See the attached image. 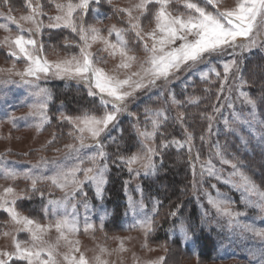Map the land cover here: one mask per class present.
<instances>
[{
	"label": "snow or ice",
	"instance_id": "snow-or-ice-1",
	"mask_svg": "<svg viewBox=\"0 0 264 264\" xmlns=\"http://www.w3.org/2000/svg\"><path fill=\"white\" fill-rule=\"evenodd\" d=\"M48 2L55 7L57 14L48 16L49 23L45 24L43 17L47 13L44 11L42 0H25L28 13L19 18L12 15L16 9L12 6L11 0H0V7L7 9L6 12L0 11V16H4L17 27V32L13 35L8 23H0V29L7 33L0 39V46L6 47L7 55L12 58L10 67L0 68V74H6L7 77L0 79V83H13L15 81L12 77L16 76L20 83L35 89L32 94L36 97V102L30 105L27 115L38 117V132L46 123H50L47 109L52 99L49 90L40 87L39 81L42 78L46 80L53 77L83 84L87 88L88 96L99 97L100 104L98 109L82 110L76 115L60 113L59 119L70 125L68 136L74 141L64 145L63 161L49 162L45 157H41L36 164L26 170L10 167L7 162L0 165V178L13 182L9 186L0 187V212L7 216L6 220H0V235L11 237L13 249L0 250V264H117L116 260L108 259L113 255L117 256L119 264H123L121 254L129 251L125 247V240L131 239L130 237H112L119 241L117 247L113 249L98 244V251L91 258L86 251L81 250L80 241L75 238L81 229L84 233L96 231V226L90 222L87 214L81 225L76 205L72 201L77 193H83L85 184L89 183L95 187L97 198H103L109 164L108 153L104 150L101 137L110 131V127L118 126L120 115L125 113L129 116L135 115L128 110V103L130 99L136 98L137 92L157 87L158 81L167 84L179 78L176 73L182 70L191 71L197 65L204 64L206 70L199 71L200 79L210 85L215 82L214 74L216 80L220 81L217 101H220L226 87L228 93L223 96L224 103L214 104L212 113L203 114V118L209 122V133L212 131L213 121L222 113V109L225 106L233 108L232 94L235 92V99L249 107L250 119H241L240 114L233 109L232 123L247 124L249 128L259 125L261 131L256 139L258 146L264 148V120L257 118L261 105H264V78L258 81L257 76L264 77V65L258 66L259 73L253 72L251 77L246 75L244 70L245 53L250 55L255 51L264 53V0H234L231 7L223 9L221 5L224 0H136L135 3H129L128 7L112 8V15L117 16L123 26L110 25L106 29L107 35H104L95 24H88L85 16L91 11L95 13L97 22H100L103 15L100 12L101 4L111 6L112 0H48ZM173 4L182 5L184 11L173 8ZM149 17L154 27L150 31H145L141 21ZM21 22L31 24L32 27L25 28ZM44 28H69L78 37V41L69 42L65 38V46L68 48L74 45L79 52L68 53L61 59L49 61L45 54L44 42L37 39L42 35ZM129 33L134 34L132 42ZM113 36L115 39H111ZM96 43L103 45L100 52L107 53L112 58L119 57V62L111 71L100 66L107 63V60L90 50ZM137 48L145 53L142 61L133 54ZM225 56L232 58L223 61L221 77V72L212 63V59ZM20 60L25 62L22 71L16 68V62ZM134 65L136 70L132 71ZM122 71L125 73L123 78L120 76ZM254 86L259 88L258 96H253L250 91ZM208 91L210 88H205V92ZM200 99L198 96H189L186 100H179L175 94L169 92V100L165 101V104L170 103L182 109L186 104H198ZM169 112V108L164 106L145 108V125L141 127L139 122L133 125L140 145L139 150L129 155L118 154L116 157L129 173L136 175L140 172L155 173L157 170L155 157L161 156L162 163L161 150L169 146L177 148L187 146L191 153L194 137L187 127L184 128L183 141L164 138L161 129L170 118L182 126L186 120L184 111H179L175 117H170ZM17 119L27 117L10 116L9 122L13 127L16 126ZM224 123L227 130L235 131L228 118H224ZM158 135L161 141L157 146ZM56 139V134L53 133L48 144H52ZM111 139L115 142V137ZM200 139L204 140L205 137L201 136ZM243 143L247 145L248 141L243 140ZM91 147H95L96 150L89 154L85 149ZM214 147L215 155L220 158V162L232 168L230 177H238L237 180L229 178L224 182L241 191V201L246 209L254 208L264 213V187L253 179V175L249 174L250 170L246 169L242 160L236 157L228 158L219 142ZM56 151L59 152L61 149L57 148ZM8 154L10 150L0 154V161H6ZM196 160L199 161L198 153ZM49 163L55 165L50 169V174L42 172ZM200 167L201 183L205 174L221 179L210 159L201 163ZM18 179L28 181V187L18 189L15 185ZM42 183H48L52 188L62 191L64 196L60 199L50 198L51 193L46 195L38 186ZM193 189L195 194V181ZM37 194L42 201L41 212L46 221L43 223L40 217L26 215L21 209L22 201L31 200ZM205 195L217 213L228 218L231 231L239 229L241 235L250 234V239L260 241L258 247L250 250V254L253 260H258V264H264V227H256L254 223L246 222V219L242 222L241 218H246L247 213L235 210L233 208L235 201L230 198L222 197L219 193L215 198L207 192ZM158 203L153 204L149 213L143 200L133 201L129 198V211L134 217V222L127 230L142 231L145 237L142 247L148 251L153 250L149 248L147 241L155 231ZM83 206L87 213L88 203L83 202ZM69 207L72 209L71 213L68 211ZM169 215L176 216L177 211H172ZM99 227L100 231L104 230V216L100 217ZM53 231L56 233L55 238L51 237ZM179 231L186 246H196L198 237L194 228L185 226L182 222ZM21 233L26 234L27 238H20ZM105 236L107 238V234ZM132 258L133 264H165L166 261L165 256L141 261L135 253L132 254Z\"/></svg>",
	"mask_w": 264,
	"mask_h": 264
},
{
	"label": "rangeland",
	"instance_id": "rangeland-1",
	"mask_svg": "<svg viewBox=\"0 0 264 264\" xmlns=\"http://www.w3.org/2000/svg\"><path fill=\"white\" fill-rule=\"evenodd\" d=\"M44 4V11L47 13L46 16L43 17L44 23H49L48 16H54L57 14L55 7L48 2V0H42ZM136 0H112V5L109 6L106 3L101 4L100 12L103 14L100 18V22H97L95 13L89 12L85 16V20L88 24H95L97 28H100L103 31L104 35H107L106 29L112 25L117 24L118 26H123L121 20L117 17L112 15V8L113 7H128L129 3H135ZM234 3V0H224V3L221 5V8L231 7ZM12 6L16 9L12 15L19 18L22 15H26L28 13V9L25 7V0H11ZM151 7V6H150ZM173 8L179 9L180 11H184L182 5L180 4H173ZM0 11L6 12L7 9L0 7ZM108 17H111L110 19ZM126 20L127 18L124 17ZM0 23H8L12 34H16L17 27L11 22L7 21L4 16H0ZM25 28L32 27L31 24L24 23ZM144 30L150 31L154 27V23L151 21V18H145L141 21ZM63 30L62 33L71 32L75 35L69 28H57V29H48L44 28L42 35L38 36L37 39L42 40L45 45V54L49 61H56L58 59L63 58L68 53H78L79 49L74 47L65 46L64 38L61 40V44H55L52 42V38L50 39L49 35L51 33ZM7 33L0 29V39H2ZM27 35V33H25ZM134 34L130 33L129 38L130 42H132L131 38ZM73 37V36H72ZM111 39H115L113 36ZM69 41V38L67 39ZM72 41H78V37H74L71 39ZM70 42V41H69ZM151 41H149V44ZM63 45L65 46L63 48ZM103 47L102 44L96 43L93 44L92 48L90 49L93 53H99L100 56L104 57L107 60V63H102L100 66L104 67L107 71H111L115 65L119 62V57L112 58L107 55V53L100 52L99 50ZM139 60L142 61L145 58V53L140 49L137 48L133 53ZM264 55V53H262ZM245 57L250 55L248 53L244 54ZM231 56H225L222 58H213L212 63L216 66L217 70L221 72V77H223V67L222 63L225 60L231 59ZM139 63V61L137 62ZM12 65V58L7 55V48L0 46V68H7ZM25 67V62L20 60L16 62V68L18 70H23ZM132 71L136 70V66L131 69ZM206 70V65L200 64L197 65L195 69L191 71L182 70L176 75L179 77L178 79L171 80L169 83L164 84L163 81L157 82V87L152 88L150 90H141L136 93L135 99H130L128 103V110L132 113L134 112V117L129 116L127 117L133 119L134 124L139 122L140 126L143 127L146 123L145 121V108H158L161 106L168 107L171 113L179 112L178 108L170 103L165 104V101L169 100V92L174 94L173 84H177L180 88L185 89L186 86L193 84L196 80H201L199 76V71ZM124 72L120 73L121 78L124 76ZM213 77L214 74H213ZM6 74H0V79H5ZM12 80L15 81L13 83H0V154L6 153L10 150V154L6 156V161H0V165L7 162L10 167L17 168L19 170H26L31 168L33 164H36L41 157H45L49 162L51 161H63L65 150L64 145L66 143H72L70 138L65 140L63 143H56L54 141L52 144H48V141L52 140L53 133L56 132L53 130L48 129V125L50 123H46L41 131H37V124L39 123L38 117H29L27 114L30 111V105L36 102V97L32 94L34 92V88L30 85L22 84L19 82V78L16 76L12 77ZM54 80H62L50 77L48 79H41L39 81L40 87L46 88L52 95V99L49 102L47 114L50 117L51 122V106L53 102V93L51 89V83ZM229 84H231V79H229ZM227 87L225 88V92L221 96V99L218 103H224L223 96H226ZM233 108L224 107L222 109V113L216 116L215 121L213 122L212 131L208 133L209 138L207 137V146H208V154L207 157L203 160L196 161L194 175H195V183L196 189L194 198L198 204L199 211L202 215V226L204 229L209 231H214L217 241V253L211 262H204L198 259V245L193 247L191 245H185L183 242V237L179 231L180 225L174 227L170 231V237L178 236L181 240V245L183 248H188L191 252L190 254L193 257H190L189 254L179 253L172 254L169 258V250L165 251V246L161 244L151 243L148 237V246L149 248L153 249L152 251H148L144 249L142 245L145 242V237L142 231L140 230H131L126 232L114 231L113 229H105V224L107 219L110 218L111 212L107 208L104 202V194L105 188L108 183L107 173H106V180L107 183L104 185V194L103 198H97L95 194V187L92 184H85L83 188V193H77L75 199L72 201L73 204L76 205V212L78 214V219L83 224L84 216L87 214L89 216L90 222L96 226V231L92 232L89 231L88 233H84L81 229V232L78 234L77 239L80 241V247L82 251H86L88 257H92L95 252L98 251L97 245H104L109 249L116 248L119 241L112 239V237H130L131 239L125 240V247L129 249V251L124 252L122 255L123 257V264H133L132 254L135 253L141 261L156 259L160 256H165L166 261L165 264H258V260H253L250 254L251 249H255L259 246L260 241L250 239V234L241 235L239 229L235 231H231L228 225V218L226 216L220 215L217 213L216 209L209 203L207 195L205 192L211 194L214 198L219 193L222 197H228L232 201H235L233 208L235 210L244 211L247 213L246 218H241L242 222L245 221L249 223H254L256 227H264V213H261L258 209L248 208L246 209L244 204L241 201V191L237 188L233 187L229 183H225L226 179L237 180L238 177H230V173L232 172V168L230 165L222 164L220 162V158L215 155V145L217 144V135L224 134L228 136L229 134L236 136L239 140V145L237 148V152L239 151H247L251 152L252 150H258L264 152V148L258 146V141L256 136L260 133L261 128L259 125H254L252 128H249L247 124L241 123H232L233 119V109L236 113L240 114L241 119H250L248 113L250 111L249 107L242 104L240 100L235 99L236 93L233 92ZM176 96V94H175ZM177 98V97H176ZM62 105L58 107L59 111H61ZM139 110L141 111V115H138ZM138 111V112H137ZM62 112V111H61ZM60 116V113H58ZM126 114V113H125ZM125 114L120 115L119 122L117 127H110V131L105 133L101 137V142L103 144V140H112V137L115 135H119L122 132V128L120 125L121 119ZM16 117H27V119H17L15 121L16 126L13 127V124L9 122L10 116ZM224 118H228L229 122L232 123V127L235 131H229L226 129ZM258 119H262L260 113L258 114ZM60 120V119H59ZM62 122V121H60ZM150 127V125H149ZM58 132V131H57ZM181 136L183 141L185 139V132L184 129H181ZM243 140H247L248 144L245 145ZM220 144V143H219ZM54 145V146H53ZM187 147V146H185ZM59 148L61 151L57 152L56 149ZM188 148V147H187ZM95 147H91L89 149H85L86 152L91 154V152L95 151ZM225 154L228 156V151H230V147L227 150L223 149ZM235 153V157L237 154ZM242 160L240 157H238ZM211 160L212 164L215 166V169L218 170L221 179H216L215 177H209L205 174L201 183V163H204L208 160ZM65 163H70L69 161H65ZM246 169H249V174L253 175V179L264 187V178L261 179L255 174H253V170L244 163ZM55 165L49 163L47 168H43L42 172L50 174V169L53 168ZM151 174V173H148ZM144 172H140L139 175L135 173H131L130 179L127 180V184L125 187V194L127 200V215L125 214V226L128 229L129 225L134 222V217L132 213L129 211V198L133 201H141L143 200L144 204V195L141 188L140 177L146 176ZM264 176V172H263ZM13 182L10 180H5L0 178V187H6L12 184ZM15 185L18 189L26 188L29 185L28 181L23 179H18L15 181ZM215 187H212V186ZM50 190L48 193H51L52 199H60L64 196V193L58 189L52 188L48 183L47 185ZM194 191V189H193ZM94 194V195H93ZM255 199V197H253ZM87 202L89 208L86 210L83 206V202ZM24 203V202H23ZM23 210V209H22ZM152 208H149L146 205V211L151 213ZM24 214L29 215L26 210H23ZM69 213L72 212L71 207L68 209ZM107 213V215H105ZM104 216V230L100 231V217ZM7 216L0 212V220H6ZM41 222H46L44 219H41ZM186 226V225H185ZM107 234V238L105 236ZM56 233L53 231L51 233V237L55 238ZM20 238L26 239V234L21 233ZM0 250H8L11 251L12 249V241L11 237H4L0 235ZM172 257V258H171ZM110 261L116 260L117 264H119V260L117 256L113 255L112 257H108Z\"/></svg>",
	"mask_w": 264,
	"mask_h": 264
},
{
	"label": "trees",
	"instance_id": "trees-1",
	"mask_svg": "<svg viewBox=\"0 0 264 264\" xmlns=\"http://www.w3.org/2000/svg\"><path fill=\"white\" fill-rule=\"evenodd\" d=\"M62 31H56L49 35L50 39L52 38L53 40L52 42L60 45L63 38L64 40L65 38H69L71 42V39L76 37L71 32L62 33ZM260 65H264V55L262 52L255 51L251 55L246 56L244 60L246 75L251 77L253 72L259 73L260 69L258 66ZM262 78L264 77L257 76L258 81ZM213 80L215 82L210 85L203 80H196L193 84L186 86L185 89L180 88L177 84H173L174 94H176L177 99L186 100L189 96H198L201 99L198 104H186L184 108L178 109L186 113V120L183 126L175 119L170 118L161 131L164 132L165 139L171 140L175 138L182 140L181 129L187 127L194 137L192 141L194 147L191 153L187 147L177 148L169 146L162 149V163L161 156L155 157L157 163L156 172L141 176L139 179L146 205L152 208L153 204L159 202L158 214L155 215V231L149 236V240L151 243L167 246L170 252L169 258L172 254L177 253L178 255L180 252L193 257L188 248L182 247L178 236L170 237V231L182 222L184 225L194 228L197 233L198 259L204 262H211L217 253L216 236L213 230H206L202 226V215L194 198L193 191L195 181L194 169L197 161L196 155L198 153L199 159L203 160L208 154L206 143L208 142L207 137L209 138V122L203 118V114L212 113L213 105H218L219 103L217 101V89L219 88L220 81L216 80L215 77H213ZM50 85L53 93V102L50 110L51 122L48 125V129L56 132V143L61 144L69 138L70 125L66 122H60L58 113L62 111L69 115H76L82 110L98 109L100 102L99 97L88 96L87 88L75 81L54 80ZM205 88H210V91L205 92ZM250 91L253 96L260 94L259 88L256 86L251 88ZM61 105L62 108L59 111L58 107ZM135 111L133 110L132 113ZM140 112L139 110L138 115H141ZM176 112L171 113L170 117H175L177 115ZM259 113L264 119V105H261ZM120 125L122 132L119 135H115V142L113 140H103L104 150L108 153L109 164L107 172L108 183L105 188L104 202L111 212L110 218L107 219L105 224V229L126 232L124 218L128 205L125 194V182L130 179L131 173L116 160V157L118 154L129 155L132 152L138 151L140 145L133 130V119L128 118L127 113L122 117ZM201 136H204L205 139L201 140ZM160 141L161 137L158 135L156 138L157 146L160 144ZM217 142L225 150L230 147L231 152L229 153L227 150L229 154L228 158H233L236 155L235 153H238L239 140L236 136L232 134L228 136L218 134ZM255 149L251 152L239 151L240 153L237 154L236 158L240 157L251 171L253 170L252 172L255 176L263 179L264 152L257 148ZM113 161L116 162L113 163ZM46 185L47 183H42L38 186L47 195L50 188ZM41 203V198L37 194L31 200L22 201L21 209L42 219ZM172 211H177V215H169Z\"/></svg>",
	"mask_w": 264,
	"mask_h": 264
}]
</instances>
